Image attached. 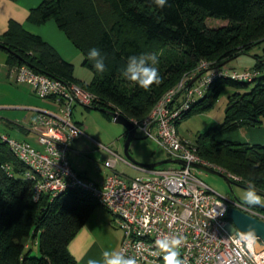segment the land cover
<instances>
[{
	"label": "trees",
	"instance_id": "16d2710c",
	"mask_svg": "<svg viewBox=\"0 0 264 264\" xmlns=\"http://www.w3.org/2000/svg\"><path fill=\"white\" fill-rule=\"evenodd\" d=\"M211 17L227 20V24L210 27L207 19ZM50 19L80 49L82 64L93 72V80L87 84L79 81L73 75L72 62L15 20L0 35V48L8 52L9 66L27 64L36 72L81 85L96 95L86 107L99 109L109 118V111H117L142 120L199 61H210V69L226 68L230 60L264 44V0H168L162 9L153 0H42L30 11V20L37 24ZM93 47L107 56L104 73H97L87 59ZM151 53L159 58L161 83L145 91L125 79L121 70L129 56ZM254 57L256 75L252 80L219 76L184 118L212 108L226 86L237 89L229 96L223 122L191 141L203 159L239 176L240 186L247 189L253 183L258 193H264V143L222 136L262 124L264 54ZM1 136L0 264H77L70 242L100 205L98 200L81 188L68 189L53 199L34 200L32 182L22 177L25 165ZM6 163L12 166L11 174ZM31 237L37 238L39 255L31 252Z\"/></svg>",
	"mask_w": 264,
	"mask_h": 264
},
{
	"label": "built area",
	"instance_id": "2783aa9c",
	"mask_svg": "<svg viewBox=\"0 0 264 264\" xmlns=\"http://www.w3.org/2000/svg\"><path fill=\"white\" fill-rule=\"evenodd\" d=\"M211 64L206 59L199 61L157 100L144 119H131L137 132L155 140L169 158L188 164L143 167L97 143L111 154L103 164L108 170L98 182L82 176L70 159L73 142L87 136L85 128L73 120L74 107L78 103L90 106L96 95L75 82L36 72L27 64L14 66L12 74L16 80L30 85L38 97L51 99L57 106L35 108L30 125L36 133L37 146L27 140L1 136L25 165L22 177L32 182L34 200L45 196L53 199L74 188L89 191L113 215L122 231L119 251L134 258L137 264H163L165 253L155 241L164 235L182 237L176 248L180 264H264V249L257 251L255 245L242 239L246 233L235 229L227 217L231 206L262 220L264 213L241 201L221 197L201 180L190 163L218 169L236 182L241 178L203 159L193 142L178 132L180 120L219 76L252 80L256 75L253 70L210 69ZM118 163L143 174L128 177L116 169ZM5 169L11 174L9 163Z\"/></svg>",
	"mask_w": 264,
	"mask_h": 264
},
{
	"label": "rangeland",
	"instance_id": "374dc122",
	"mask_svg": "<svg viewBox=\"0 0 264 264\" xmlns=\"http://www.w3.org/2000/svg\"><path fill=\"white\" fill-rule=\"evenodd\" d=\"M207 24L210 27H220L227 24V20L211 17L207 19ZM43 25L42 34H37L41 35L46 41L56 44L61 52L68 54V58L71 59L70 62L74 64L73 75L83 83H90L94 78V74L88 67L82 64L83 56L80 49L77 48L67 37L65 32L58 27L54 19L48 20ZM54 31H57V33ZM62 39H66L67 41L70 40L73 43L70 42L74 45L72 47H74L75 51L78 53L77 56H74V54L69 55L70 53L63 47ZM7 53L5 49L0 48V133H7L11 138L23 140L25 137L17 131L14 123L22 121L25 116L30 117L32 112L28 109H22L21 107L34 104L40 107L55 109L56 105H54L52 101H47V99L44 100V98H40L31 93L32 100L25 99V94L21 93L23 86L31 90L32 87L28 86L26 83L19 82L15 79V76H9L6 64L4 66ZM255 54H264V44L251 47L248 53L241 54L237 58L230 60L225 64V67L237 71L252 70L256 62L254 57ZM235 91H237V89L234 87L226 86L220 92L212 108L201 113H194L180 120L178 123L179 134L185 139L196 140L199 134L207 131L210 127L222 123L225 117V109L229 101V96ZM73 120L81 123L87 134V136L79 137L72 144L73 151L71 150L70 159L73 165H75L74 168L80 171L85 178L96 182L101 181L108 170L103 164L111 154L109 150L102 148L97 143L103 144L110 150L118 151L125 156L124 146L128 130L124 125L114 122L112 118H109L101 110L88 108L80 103L76 104L74 107ZM261 126H264V117L262 118ZM242 133L243 130L239 129L225 134V136L228 139L236 140L241 139ZM137 136L142 138L132 140L130 145L132 156L137 162L152 164L169 158L165 149L155 140L145 136L140 131L137 132ZM172 164L173 163H165L160 167H169ZM116 169L123 171L131 178L143 174L142 171L128 166L125 163H118ZM195 173L221 197L230 201H241L244 203L243 196L247 190L246 188L237 183L230 186L223 177L201 169L195 168ZM257 194L260 195L262 201H264V193L260 194L257 192ZM87 222L93 226L94 231L97 232L100 237H108L110 240L113 239L114 230L119 229L113 215L101 205L97 206L91 212L86 223ZM36 241L37 238L33 237L28 240L33 255H39V248Z\"/></svg>",
	"mask_w": 264,
	"mask_h": 264
},
{
	"label": "crops",
	"instance_id": "0c3cea01",
	"mask_svg": "<svg viewBox=\"0 0 264 264\" xmlns=\"http://www.w3.org/2000/svg\"><path fill=\"white\" fill-rule=\"evenodd\" d=\"M42 0H0V35L4 33L9 26L11 20L18 21L23 24V26L33 32L42 34V30L44 26L43 24H37L30 20V11L33 8H36L40 5ZM53 30V29H52ZM57 33V31H54ZM59 35V33H58ZM67 38V37H66ZM71 41H67L66 39H62V44L64 49L69 52V55L74 54L77 56L78 53L75 51L74 45L70 43ZM50 43V42H49ZM51 44L57 49L60 55L68 60L71 61L65 54V52H61L59 48L51 42ZM72 57V56H71ZM8 53L5 57L4 66L6 64L9 76H14L12 73V68L9 66L8 62ZM6 68V67H5ZM5 70V69H4ZM7 70V69H6ZM25 84V83H24ZM30 86V85H28ZM31 87V86H30ZM23 94H25V99H31V94H35L33 89H28L27 87L23 86L21 90ZM30 95V96H29ZM36 95V94H35ZM32 100V99H31ZM46 100V98H44ZM47 101H52L51 99H47ZM53 102V101H52ZM54 103V102H53ZM26 105V104H24ZM55 105V103H54ZM57 107V106H56ZM22 109H28L32 112L30 117H24V119L20 122L14 123L17 131L25 137L23 140H27L34 145L37 146V137L36 133L31 129V120L35 116L36 111L35 108H44V109H52L48 107H40L38 105L29 104L27 107H21ZM78 123V122H77ZM17 124V125H16ZM82 126L81 123H78ZM243 130L241 134V139H236L244 142L250 143H264V126L254 127V126H245L240 128ZM239 130V129H238ZM1 135H8L7 133H0ZM228 134V133H227ZM226 138L225 135H222ZM13 138V137H12ZM16 139V138H15ZM19 140V139H18ZM73 151V147H72ZM71 151V152H72ZM72 162V161H71ZM73 164V163H72ZM75 166V165H73ZM76 169V168H75ZM78 171V170H77ZM81 175H83L80 171H78ZM124 173L123 171H120ZM125 174V173H124ZM122 231L120 229H115L113 234V239L104 238V236L100 237L97 232L94 231L93 226H91L88 222L82 227L79 233L74 237V239L70 242V251L74 255L77 260V264H87V260L89 258H95L97 260L102 259V253L105 250L109 251H119L121 242H122Z\"/></svg>",
	"mask_w": 264,
	"mask_h": 264
},
{
	"label": "clouds",
	"instance_id": "9594fccd",
	"mask_svg": "<svg viewBox=\"0 0 264 264\" xmlns=\"http://www.w3.org/2000/svg\"><path fill=\"white\" fill-rule=\"evenodd\" d=\"M156 6L164 8L168 0H153ZM87 59L91 62L92 68L97 73L106 71V54L98 48H91L87 53ZM159 58L155 53L131 55L127 58L125 66L121 70V75L130 82H134L138 87L147 91L152 85L161 83V77L157 65ZM243 201L247 205H259L264 203L260 195L257 194L255 185L249 183L243 196ZM249 245H256L257 237L253 232H249L242 237ZM182 237L175 235H164L155 241L156 246L163 252L165 264H180L177 258L176 248L181 244ZM87 264H137V261L126 256L123 251L105 250L102 259L89 258Z\"/></svg>",
	"mask_w": 264,
	"mask_h": 264
},
{
	"label": "water",
	"instance_id": "95a60500",
	"mask_svg": "<svg viewBox=\"0 0 264 264\" xmlns=\"http://www.w3.org/2000/svg\"><path fill=\"white\" fill-rule=\"evenodd\" d=\"M0 47H2L1 44H0ZM195 80H196V78H194L190 84H192ZM108 113L110 114V116L112 117L114 122L124 125L128 130L126 140H125L124 154L132 162H134L138 165H141L143 167H149V168L158 167V166H161L162 164H165V163H180L183 165L188 164L187 161H185V160L173 159V158H167L165 160L158 161V162L152 163V164H143V163L137 162L133 158L131 150H130V145H131L132 140L142 138V137L137 136V127L135 126V124L133 123V121L130 118H128L127 116H125V115H123L117 111H109ZM190 165L193 166L194 168L201 169V170H204L206 172L217 174V175L223 177L230 186H232V184H234V183L238 184V182L234 181L228 175H226L222 171H219L218 169H215V168L203 165V164H198V163H190ZM260 194H263V193H260ZM248 206H253L256 208L264 209V203H261L259 205H248ZM227 217L230 221H232L233 226L238 231L246 233V234L249 232L255 233L256 236L259 238L257 240L256 245H255L256 250L261 251L264 249V220L259 219V218L254 217V216H251V215L245 213L244 211H242L239 208L234 207V206H231L229 208Z\"/></svg>",
	"mask_w": 264,
	"mask_h": 264
}]
</instances>
